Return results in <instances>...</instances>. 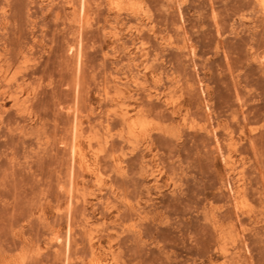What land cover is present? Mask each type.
Instances as JSON below:
<instances>
[{
  "label": "rangeland",
  "instance_id": "1",
  "mask_svg": "<svg viewBox=\"0 0 264 264\" xmlns=\"http://www.w3.org/2000/svg\"><path fill=\"white\" fill-rule=\"evenodd\" d=\"M0 264H264V0H0Z\"/></svg>",
  "mask_w": 264,
  "mask_h": 264
},
{
  "label": "bare ground",
  "instance_id": "2",
  "mask_svg": "<svg viewBox=\"0 0 264 264\" xmlns=\"http://www.w3.org/2000/svg\"><path fill=\"white\" fill-rule=\"evenodd\" d=\"M257 2L259 3V4H261V0H257ZM115 116H118V114H117V112L115 113ZM130 118L131 117H129L128 116V113H126V114H124L123 116H121V120H122V123H123V125L126 127V128H128V130L130 131L129 132V134H131V135H133V134H137L138 132H140V133H143V132H145V126L142 124V123H138V124H136L137 122H130ZM183 125L186 127V126H189L190 124H189V122H188V120L187 119H184V121H183ZM184 126H182V127H184ZM198 127V126H197ZM191 128V127H190ZM192 128H195V127H193L192 126ZM206 129V128H205ZM217 137H215V139H216ZM218 139V138H217ZM218 141V140H217ZM83 157V156H82ZM86 158V157H85ZM85 160V159H84ZM86 162V161H85ZM84 162V163H85ZM227 165L229 166V168L232 170H234V171H238L239 170V175L240 176H243V170H242V168H239V167H234V162L232 163L231 161H227ZM88 168V167H87ZM243 168H244V166H243ZM90 169H91V167H90ZM98 177H99V175H97ZM242 178V177H241ZM101 180V179H100ZM99 181V180H98ZM99 183V182H98ZM100 184V183H99ZM236 237V236H235ZM239 237V236H238ZM236 240V238L234 239V241ZM239 240V239H238ZM235 243H236V241H235ZM238 255V253H235V254H231L228 250H225V257L226 258H229V257H233V256H237ZM234 258H237V259H239V257H234Z\"/></svg>",
  "mask_w": 264,
  "mask_h": 264
}]
</instances>
